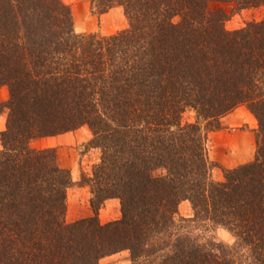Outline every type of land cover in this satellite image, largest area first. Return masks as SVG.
<instances>
[{
  "label": "trees",
  "instance_id": "obj_1",
  "mask_svg": "<svg viewBox=\"0 0 264 264\" xmlns=\"http://www.w3.org/2000/svg\"><path fill=\"white\" fill-rule=\"evenodd\" d=\"M214 3L264 0H91L129 21L103 37L78 33L63 0H0V264H100L124 250L131 264H264V20L229 31ZM241 104L259 121L256 155L215 182L207 127ZM187 108L206 125H183ZM85 125L102 150L85 180L94 215L69 224L71 174L32 142ZM109 199L122 218L102 225ZM206 222L234 247L189 229Z\"/></svg>",
  "mask_w": 264,
  "mask_h": 264
},
{
  "label": "rangeland",
  "instance_id": "obj_2",
  "mask_svg": "<svg viewBox=\"0 0 264 264\" xmlns=\"http://www.w3.org/2000/svg\"><path fill=\"white\" fill-rule=\"evenodd\" d=\"M72 9L74 15L77 11L73 9L71 3L68 0H63ZM215 8L222 7L229 13V19L227 20L225 26L229 31H234L246 27L251 22H260L264 20V5L260 7H249L241 8L236 3H214ZM117 8V7H116ZM122 13L119 11H110L104 19H102L101 14L93 13L92 9L88 11V17L83 19L84 33H78L88 35L97 34L98 36H111L115 35L122 30L129 27V21L125 16L124 9L120 7ZM115 10V8H114ZM81 13V11H80ZM90 13L94 15V20L90 19ZM103 15V14H102ZM10 97V91L7 86L0 87V103H5ZM245 110L248 112L252 120L246 124L234 125L230 127H224L222 120L223 118L229 116L232 113H237L242 115ZM8 118V112L3 110L0 113V122L4 121V126L1 128L0 123V133L6 129ZM197 112L192 108H187L182 115V124L196 123L201 121V125L205 126L206 121L200 119ZM219 128H214V126H208L206 131L207 142L206 148L208 152L209 159L213 164L211 170V179L215 182H223L225 180V170L233 169L238 166L247 164L254 160L257 150V131L259 128V121L256 116L249 110L246 104H241L229 113L225 114L219 119ZM255 124V144L253 145V160L248 162H242L243 158L234 159L229 163L231 167H227L222 158H229L236 156L229 145H227V131L230 134H236L240 131H245L247 129H252V124ZM60 136H63L59 138ZM93 138V133L89 126L85 125L75 131L67 132L61 135L53 137H45L32 142V146L38 150H44L53 148L56 151L58 164L67 169L72 178V185L67 190V213L66 222L73 223L75 221L90 218L94 215V210L92 208L91 200L93 197L91 187L85 183V180L92 178L95 166L100 163L102 157V150L99 147H93L91 144ZM2 149V144L0 140V150ZM249 152V149H248ZM235 163H239L236 164ZM227 164V163H226ZM234 164V165H233ZM179 214L181 217L189 219L194 216V210L190 201H184L180 204ZM99 222L102 225L107 223L120 220L122 218L121 212V201L119 199H109L98 211ZM186 224L188 222H185ZM190 231L194 235H199L202 237V242L206 241H216L217 243H223L233 248L236 244V238L233 233L228 229L215 225L212 222H206L204 224H193L190 225ZM242 252V251H241ZM242 255V253H240ZM246 257L243 256V259ZM131 254L129 250H124L116 254L107 256L100 260V264H131Z\"/></svg>",
  "mask_w": 264,
  "mask_h": 264
},
{
  "label": "crops",
  "instance_id": "obj_3",
  "mask_svg": "<svg viewBox=\"0 0 264 264\" xmlns=\"http://www.w3.org/2000/svg\"><path fill=\"white\" fill-rule=\"evenodd\" d=\"M69 3H71V6L73 7V9H75L77 11V14H75V27L77 29L78 32H83L84 30L82 28L83 25V19L85 17H88V11L90 12L91 9V0H68ZM119 11L118 13H122L123 10H121L120 7L115 8V10L113 9L112 11ZM81 11V13H80ZM110 15V12L105 13L102 16V19H104L107 15ZM90 19L94 20L95 18L93 17L94 15H92L90 13ZM250 119L252 120V118L250 117V115L248 114V112L245 110V112L242 115H238L237 113H232L229 116L223 118L222 123L224 127H230V126H234L236 124L241 125V124H246L250 121ZM1 128H3L4 126V121L1 120ZM254 127L255 124H252V129H247L245 131H240L236 134H230L227 131V145H229L232 149L234 148L233 152L236 153L235 158L234 157H230L229 158H222L223 163L227 166V167H231V165H229V163L231 161H233L234 159H237L235 161H238V158H243L242 162H248L253 160V145L255 144V131H254ZM63 136H60L59 138H61ZM249 149V152H248ZM227 163V164H226ZM239 164V163H235ZM234 165V164H233Z\"/></svg>",
  "mask_w": 264,
  "mask_h": 264
}]
</instances>
